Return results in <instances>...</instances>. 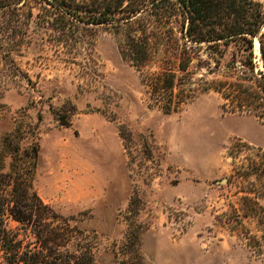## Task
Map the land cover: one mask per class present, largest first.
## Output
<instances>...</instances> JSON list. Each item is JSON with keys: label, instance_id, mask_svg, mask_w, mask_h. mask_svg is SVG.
<instances>
[{"label": "rangeland", "instance_id": "rangeland-1", "mask_svg": "<svg viewBox=\"0 0 264 264\" xmlns=\"http://www.w3.org/2000/svg\"><path fill=\"white\" fill-rule=\"evenodd\" d=\"M29 33L15 59L31 82L0 65V146L15 128L23 145H37L33 189L72 218L93 264H129L128 222L141 264H264L262 120L226 110L211 89L172 114L148 107L137 71L102 26L67 41ZM259 47L256 37L264 74Z\"/></svg>", "mask_w": 264, "mask_h": 264}, {"label": "trees", "instance_id": "trees-1", "mask_svg": "<svg viewBox=\"0 0 264 264\" xmlns=\"http://www.w3.org/2000/svg\"><path fill=\"white\" fill-rule=\"evenodd\" d=\"M44 4L49 8L33 10ZM96 26L116 37L148 107L172 114L211 89L226 110L264 122V74L253 49L257 37L264 66V0H0V65L10 78L31 82L15 59L31 42L29 32H55L67 41ZM22 138L20 128L1 138L0 264H93V245L72 218L33 189L38 147ZM137 201L129 199V212ZM136 226L128 222L123 241L129 264H141Z\"/></svg>", "mask_w": 264, "mask_h": 264}, {"label": "water", "instance_id": "water-1", "mask_svg": "<svg viewBox=\"0 0 264 264\" xmlns=\"http://www.w3.org/2000/svg\"><path fill=\"white\" fill-rule=\"evenodd\" d=\"M222 181H224V180H222Z\"/></svg>", "mask_w": 264, "mask_h": 264}]
</instances>
